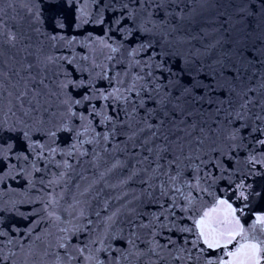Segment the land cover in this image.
I'll return each instance as SVG.
<instances>
[{"label": "water", "instance_id": "obj_1", "mask_svg": "<svg viewBox=\"0 0 264 264\" xmlns=\"http://www.w3.org/2000/svg\"><path fill=\"white\" fill-rule=\"evenodd\" d=\"M0 6L7 11L4 16L6 28L15 32L18 38L15 46L0 43V68L11 71L19 70L21 65H32L30 72L35 77L33 87L41 93L39 99L42 106L49 109L43 115L46 122L44 130L60 127L62 118L68 129L81 130L87 121L80 120L79 116H88L91 104H95L97 109L108 105V114H113L111 108L114 102L104 101L102 97L97 98L93 94L97 91H111L116 81L113 80L110 84L108 77H115L120 73V78L124 79L125 69L134 60H139V65L130 68L127 77L130 80L131 74L139 72L145 62H148L153 50L166 54L165 67H171L176 73L173 79L180 82L176 95H180V89L191 83L192 77L205 84L217 81L224 83L229 77L236 76L239 69V81L232 82L238 85L242 82L241 86L251 87H256L261 78H264V8L260 0H210L203 7L191 5L189 7L197 9L194 19L182 22L177 32L168 35L169 43H164L162 38L166 29H153L150 33L141 30L133 34H128L126 30L118 31L117 27L125 25L135 27L128 20L123 21L120 26L115 25L114 20L122 12L120 0H31V16L18 7L13 12L7 8L6 2ZM132 7L135 5L129 3V8ZM241 7L246 9L243 13L238 12ZM37 15L39 19L36 18ZM153 19L157 17L154 16ZM85 20L88 22L85 23ZM224 21L227 22L221 23ZM173 23L176 21L173 20ZM145 27L152 26L147 24ZM178 38H183V42H177ZM149 42L152 47H146L135 56L130 55L133 49H139L141 44L147 45ZM112 47L118 51L113 53ZM49 56L53 61L46 63L45 58ZM69 59L72 60L71 64L68 63ZM159 59V56L154 57V60ZM180 69L184 71L180 72ZM144 71L147 72L148 68L144 67ZM21 74L28 75L26 72ZM156 74L159 75V72ZM66 79L75 80L76 86L60 89L58 85ZM41 80L43 84L40 83ZM69 94L74 99H81L85 94L92 95L93 99L80 105L73 104L72 108L77 116L69 117L66 107L61 104ZM197 94H203L202 90L197 89ZM209 95L213 99L219 95L221 100H226L228 94L225 90L217 89L216 93ZM256 95V92L249 93L252 97ZM151 106L150 104L149 107ZM235 107V104L230 106L226 102L222 106L192 102L189 98L186 105L189 114L184 118H177V124L180 119L185 120L181 125L183 131H175L170 126H166L165 131L170 140L180 137L185 144V151L189 144L193 150H199L202 158L209 161L205 170L213 177H219L214 183L211 179L206 184L201 182V187L207 188V191H193L196 197L195 209H200L202 204L211 206L216 199L227 200L237 208L238 215L239 209L243 208L240 219L247 227L256 215L264 214V146L256 142L264 139V133L254 132L251 120H237L234 112L231 116L228 115ZM52 113H56L54 118ZM120 117L123 119V113H120ZM89 118L93 121L92 127L96 132L111 130L110 125L106 129L105 125L99 123L102 116ZM11 122L9 120L8 124ZM244 123H247V127L240 128ZM8 124H5V129ZM28 125L25 127L17 124L16 131H0V145L5 149L8 144L13 146L10 153L6 152L4 161L0 162V174H4V179L0 182V231L9 233L8 237L0 239L4 241L5 254L9 248L17 253L16 264H23L22 249L29 247L37 250L38 264L41 250L48 246H52L54 250L58 237L63 235L59 228L76 225L80 231L72 236L71 243H87L102 234L106 218L119 210L114 217L112 231L119 233L122 228L123 235L127 237L130 232L127 222L134 215L130 213V209L147 213L135 220L137 224L141 220L147 223L151 214L159 210V205L148 204L146 195H142L147 185L141 181L146 179V174L141 172L129 179L140 167L135 159H129L126 153L113 150V145L124 139L123 135L117 136L112 143L101 141L98 145L85 144L80 151L87 150V155L81 156L79 151L68 155L71 144L75 142V132L60 131L55 138L44 137L41 141L48 147H57L55 155L49 156L45 151L44 158L37 159L36 154L29 150L32 141L24 137L23 132L28 131L35 140H40L43 133L37 134L30 120ZM255 126L258 127L259 122ZM238 128L239 132L236 131ZM233 134L236 135L234 140L229 138ZM198 141L203 143L199 144ZM22 153L29 155L27 162L22 157L17 159ZM96 153H99L98 157ZM143 155H147V152ZM252 156L256 157L255 162L251 161ZM117 158L126 161L127 166L107 172ZM65 161L68 166H65ZM33 162L39 171L33 168ZM217 162L221 167L216 166ZM9 165L16 167L9 171ZM102 173H106L103 179ZM241 183L245 186L243 189L237 187ZM241 191L245 193L247 200L240 196ZM48 211H54L61 217V221L50 219ZM81 211L83 216H80ZM174 211L177 216L185 217L181 223L194 227L192 219L187 218L192 213L186 216L179 209ZM172 219L173 217H169V221ZM136 231L142 240L150 238L151 230ZM159 231L161 234L156 239L161 245L166 244V237L171 235L177 246H181L184 236L188 235L177 231L169 233L166 229ZM37 236L40 237L39 241L36 240ZM9 238L17 241L14 248L8 244ZM138 246L141 249L146 247L144 243H138ZM172 247L169 245V248ZM6 264H12V261ZM139 264H149V261L144 258ZM159 264H168V261Z\"/></svg>", "mask_w": 264, "mask_h": 264}, {"label": "snow or ice", "instance_id": "obj_2", "mask_svg": "<svg viewBox=\"0 0 264 264\" xmlns=\"http://www.w3.org/2000/svg\"><path fill=\"white\" fill-rule=\"evenodd\" d=\"M5 2L7 8L13 12H16L18 7L29 16L33 13L30 6L31 0H0V5ZM209 2L210 0H120L122 12L114 20V23L120 26L123 21L128 20L135 26L134 28L127 25L117 27L118 31L126 30L128 34L139 33L141 30L150 33L153 29H166L162 33V38L164 43H169L168 35L177 32L182 22L194 19L197 9L189 6L203 7ZM129 3H133L135 7L129 8ZM260 3L264 8V0H260ZM245 10L244 7H241L238 12L243 13ZM249 14L251 15L252 12ZM6 15V9L0 6V43L15 46L18 39L17 34L6 28L4 22ZM154 16L157 19L154 20ZM36 18L39 19V16L37 15ZM173 20L176 21L175 24ZM138 21L141 22L138 23ZM225 22L227 21L221 23ZM147 24H151L152 27H145ZM55 38L53 37V39ZM195 38L191 37V39ZM177 42H183V38H178ZM105 46L110 47L109 45ZM146 47H152L151 42L147 45L141 44L140 48L133 49L130 55L135 56ZM211 47H215V45H211ZM111 51L115 53L118 49L112 47ZM157 56L160 57L158 61L154 60V57ZM165 56L166 54L156 53L153 50L148 62H145L144 65L148 71L145 72L144 67H141L139 72L131 74L130 80L127 79L130 68L139 65V60H134L129 68L125 69L124 79L120 78V73H117L115 77H108L110 84L113 80L116 81L112 90L97 91L93 95L97 98L102 97L104 101H113L114 104L111 108L113 114H108V105L97 109L95 104H91L88 116L83 114L79 116L80 120L87 121L79 131L68 129L63 118L60 127L44 130L46 122L43 115L48 113L49 109L42 106L39 99L41 93L33 87L35 77L30 72L31 64L21 65L19 70L5 71L0 68V131H16L15 125L17 124L28 127L30 120L33 130L37 134L43 133L40 140H35L32 139L28 131L23 132L24 137L32 141L29 150L36 154L37 159L44 158L45 151L49 156L55 155L58 148L48 147L41 141L44 137L55 138L60 131L75 132V142L71 144L68 155L79 151L81 156L87 155V150L80 151L85 144L95 143L98 145L101 141L106 144L112 143L117 136L123 135L124 139L115 143L113 150L126 153L129 159H135L136 164L140 167L132 173L129 179L141 172L145 173L146 179L141 182L147 187L143 189L142 195H146L148 204L159 205V210L151 214V219L147 223H144L143 220L139 224L135 223L138 217L147 215V213L139 212L135 208L130 209V213L134 215L127 222L130 229L127 237L123 235L122 228L119 233L112 231L115 223L114 217L119 210L106 218L102 234L87 243H71L72 236L80 231L76 225L59 228V232L63 235L58 237L54 250L52 246L41 250L38 264H139L144 258H147L149 264H159L162 261H168V264H174V262H179V264H264V214L256 215L253 222L245 227L240 219V216L243 215V208L239 209L240 215H238L237 208H234L227 200L216 199L211 206L202 204L200 209H195L196 197L193 195V191H207V188L201 187V182L206 184L211 179L214 183L219 177H213L210 172L205 170V165L209 161L202 158L199 150H193L189 144L188 150L185 151L182 139L176 137L174 140H170L165 131L166 126H170L175 131H183L181 125L185 123V120L180 119V123L177 124V118H184L189 114L186 105L190 98L192 102L216 103L221 106L225 102L230 106L235 104L236 107L228 115L231 116L234 112L237 120H251L254 125L253 131L264 133V78H261L256 87H251L241 86L242 82L240 85L232 82L233 80L239 81V69H237L236 76L229 77L224 83L217 81L205 84L196 77H192L191 83L180 89V95H176L180 82L173 79L176 76L173 69L165 67L167 63ZM108 59H112V57H108ZM52 61L53 58L50 56L45 58L46 63ZM68 63L71 64L72 60L69 59ZM217 63L221 62L217 61ZM157 71L159 75L156 74ZM183 71L184 69H180V72ZM221 71H224L223 67ZM22 72H26L28 75L24 76L21 74ZM215 75L214 72L213 79H215ZM40 83L43 84V80ZM72 86H76V81L73 79H66L65 82L58 85L62 90ZM197 89L202 90L203 94H197ZM217 89L227 92L226 100H221L219 95H216L215 99L209 95V93H216ZM250 92H256L257 95L249 96ZM233 97L236 99L233 100ZM92 99L93 96L88 94H85L81 99H74L69 94L67 99L61 101V104L66 107L67 116L75 117L77 113L73 110L72 105H80L82 102ZM150 104L151 107H149ZM120 113H123V119H121ZM55 116L56 113H52V118ZM92 116H102L99 123L105 125L106 129L110 125L111 130H105L103 133L96 132L92 127L93 121L89 118ZM9 120L12 121L11 124H8ZM51 122L52 120L49 121V123ZM257 122H259L258 127L255 126ZM5 124H8L7 129H5ZM246 127L247 123L240 125V128ZM240 128L236 131L239 132ZM174 134L175 132H173ZM82 137L88 138L82 139ZM229 138L234 140L236 135L233 134ZM158 141H162V143H158ZM256 142L264 146V139H258ZM198 143L202 144L203 141H198ZM12 147V144H8L5 149L3 145H0V162L4 161L6 152L10 153ZM137 148L139 151H133ZM144 152H147V155H143ZM96 156L98 157L99 153H96ZM21 157L25 162L29 160V155L26 153L20 154L17 159ZM250 159L252 162L256 161L255 156ZM32 166L36 171H39L34 162ZM65 166H68L66 161ZM126 166V161L117 158L111 168L107 169V172H111L117 167ZM216 166L221 167L219 162ZM8 167L11 171L16 166L9 165ZM222 170L224 169L222 168ZM105 174H101V179ZM3 179L4 174H0V182ZM122 183H126V181H122ZM237 187L243 189L245 186L241 183ZM240 196L247 200L243 191L240 192ZM136 199H140V197H136ZM51 203L50 200L49 204ZM14 206L15 202H13ZM175 209H179L186 216L188 213H192L187 218L192 219L194 227L187 223H181L185 217L177 216ZM83 215L84 213L81 211L80 216ZM48 217L56 222L61 221V217L54 211H48ZM161 217H163V222H161ZM169 217H173V219L169 221ZM136 229L151 230L150 238L142 240ZM159 229H166L169 233L177 231L188 235L184 236V243L181 246H177L176 240L171 235L166 237L167 243L161 245L156 239L161 234ZM8 236L9 233L0 231V237ZM36 240L39 241L40 237L37 236ZM138 243H144L145 249H141ZM8 244L14 248L17 241L9 238ZM169 245L173 247L169 248ZM4 248V241L0 239V264H6L8 261L16 264L17 253L9 248L5 254ZM22 251L24 252L23 264H37L35 248L29 247ZM163 253H167V255ZM49 258H51L50 262Z\"/></svg>", "mask_w": 264, "mask_h": 264}]
</instances>
